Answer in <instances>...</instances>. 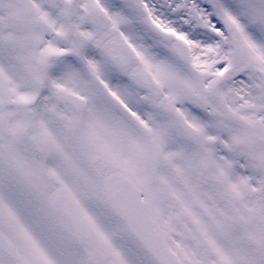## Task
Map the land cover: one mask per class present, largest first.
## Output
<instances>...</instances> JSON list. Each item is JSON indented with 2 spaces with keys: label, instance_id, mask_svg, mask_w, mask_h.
Wrapping results in <instances>:
<instances>
[{
  "label": "snow or ice",
  "instance_id": "snow-or-ice-1",
  "mask_svg": "<svg viewBox=\"0 0 264 264\" xmlns=\"http://www.w3.org/2000/svg\"><path fill=\"white\" fill-rule=\"evenodd\" d=\"M0 264H264V0H0Z\"/></svg>",
  "mask_w": 264,
  "mask_h": 264
}]
</instances>
